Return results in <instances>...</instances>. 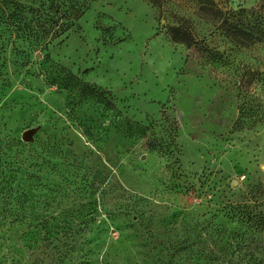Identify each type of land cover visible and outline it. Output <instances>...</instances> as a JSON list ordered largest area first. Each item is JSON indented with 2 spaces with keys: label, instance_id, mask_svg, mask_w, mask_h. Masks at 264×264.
<instances>
[{
  "label": "rangeland",
  "instance_id": "1",
  "mask_svg": "<svg viewBox=\"0 0 264 264\" xmlns=\"http://www.w3.org/2000/svg\"><path fill=\"white\" fill-rule=\"evenodd\" d=\"M160 2L23 0L29 31L0 26V264H264V122L233 130L241 71L165 23L262 73L264 45ZM214 2L264 28V0Z\"/></svg>",
  "mask_w": 264,
  "mask_h": 264
},
{
  "label": "trees",
  "instance_id": "2",
  "mask_svg": "<svg viewBox=\"0 0 264 264\" xmlns=\"http://www.w3.org/2000/svg\"><path fill=\"white\" fill-rule=\"evenodd\" d=\"M144 1L158 9L162 5L160 0ZM22 4H24L23 0H0V26L7 29L9 27L13 30L17 29L23 34L28 32L29 24L25 16L22 15L24 7ZM193 4V11L196 16H203L211 24L214 31L220 32L238 50L264 45V28L260 19L254 17V14L250 11L247 12L242 9L237 12L223 11L217 7L214 0H193ZM165 24L168 38L172 43L183 45L188 49L194 46L200 51L203 60L210 63V66L223 67L234 73L241 71L238 75L246 80L243 83L241 81L234 82L238 83L236 97L239 100V105L237 119L233 123L232 129H251L257 124L263 123L264 100L261 93L264 91V73L259 70L263 63L258 61V66L255 67L235 64V61L229 55L231 53H220L201 45L194 31L182 17H173ZM205 62H203V65H206ZM251 86H254V92L248 90Z\"/></svg>",
  "mask_w": 264,
  "mask_h": 264
},
{
  "label": "water",
  "instance_id": "3",
  "mask_svg": "<svg viewBox=\"0 0 264 264\" xmlns=\"http://www.w3.org/2000/svg\"><path fill=\"white\" fill-rule=\"evenodd\" d=\"M35 133V130H27L25 131L22 136L21 140L24 142H29L32 139L33 134Z\"/></svg>",
  "mask_w": 264,
  "mask_h": 264
}]
</instances>
